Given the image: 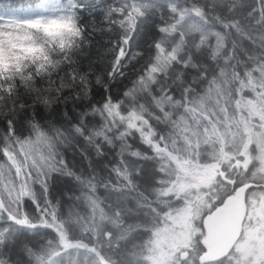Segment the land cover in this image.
I'll return each instance as SVG.
<instances>
[{
    "label": "trees",
    "instance_id": "16d2710c",
    "mask_svg": "<svg viewBox=\"0 0 264 264\" xmlns=\"http://www.w3.org/2000/svg\"><path fill=\"white\" fill-rule=\"evenodd\" d=\"M48 12L72 47L0 77V264H148L184 201L172 181L217 162L179 259L206 264L203 213L241 181L264 190V0H0V17Z\"/></svg>",
    "mask_w": 264,
    "mask_h": 264
},
{
    "label": "rangeland",
    "instance_id": "374dc122",
    "mask_svg": "<svg viewBox=\"0 0 264 264\" xmlns=\"http://www.w3.org/2000/svg\"><path fill=\"white\" fill-rule=\"evenodd\" d=\"M60 18V14L48 12L33 15L27 19L3 16L0 17V22L4 24L9 21L14 22L13 26L5 28V31L11 32L13 34L11 39L17 43H38L40 39L44 38L43 30L33 29L23 22L29 20H56ZM17 32L19 36L16 35ZM25 36L28 39H23ZM5 59V56L0 55V64H3ZM29 61L21 59L19 63L22 66ZM246 136L247 141L252 137L251 135L249 137V134ZM263 140V134L257 135V141L261 147L259 168L262 172H264ZM242 155L241 161H239L240 159L234 161L235 166L247 165L250 155L248 157L244 151H242ZM184 163L188 162L184 161ZM187 167L190 169V174L185 171L187 177L172 181L171 184L175 190H168V193L182 195L184 201L165 212L160 223L153 228L147 245L146 256L148 264H179V259L187 255L188 245L198 231L197 226L193 224V220L198 215L199 210L209 206L208 198L205 197V194L200 193V190L213 180L215 172L218 171L217 162L202 165L189 164ZM192 169H195L194 178L192 177ZM230 197L235 201L239 200V195L236 191H233ZM246 200L247 213L243 229L229 256L235 260L236 264H264V190L259 189L252 192L251 189L247 192ZM206 264L209 263L207 262Z\"/></svg>",
    "mask_w": 264,
    "mask_h": 264
},
{
    "label": "snow or ice",
    "instance_id": "6c2138e0",
    "mask_svg": "<svg viewBox=\"0 0 264 264\" xmlns=\"http://www.w3.org/2000/svg\"><path fill=\"white\" fill-rule=\"evenodd\" d=\"M49 9H45L48 11ZM58 9H52V11H57ZM13 21L7 22L4 24L0 22V55L6 57L3 64H0V77L19 74L22 71L21 64L19 61L30 60L34 65L37 71L43 70L45 68V63L52 64V61L49 58V53L55 49L59 48L64 50L65 47H72V37L79 35L78 31L72 30V25L70 21L61 17L56 20H29L24 21L23 23L33 29H42L44 38L40 43H17L11 39L13 35L11 32H6L5 28H11L13 26ZM66 28L67 31H59V29ZM55 29V30H54ZM19 36V33H16ZM23 39H28V37H23ZM158 47V45H157ZM37 61H41L37 63ZM3 85L0 84V87ZM11 87V85H9ZM107 107V105H105ZM235 184V182H233ZM243 183V181H241ZM255 186H249L251 190ZM236 188L234 187L233 191ZM27 195V193H25ZM231 197H228L230 199ZM224 204H227V200L224 201ZM26 222V221H22Z\"/></svg>",
    "mask_w": 264,
    "mask_h": 264
},
{
    "label": "water",
    "instance_id": "95a60500",
    "mask_svg": "<svg viewBox=\"0 0 264 264\" xmlns=\"http://www.w3.org/2000/svg\"><path fill=\"white\" fill-rule=\"evenodd\" d=\"M254 181H245L236 186L239 200L227 199V204L215 207L201 216L205 235L201 239L205 249L198 254V261L205 263L227 255L239 238L247 211L246 190ZM183 256V254H182Z\"/></svg>",
    "mask_w": 264,
    "mask_h": 264
},
{
    "label": "flooded vegetation",
    "instance_id": "af4514ba",
    "mask_svg": "<svg viewBox=\"0 0 264 264\" xmlns=\"http://www.w3.org/2000/svg\"><path fill=\"white\" fill-rule=\"evenodd\" d=\"M251 181H253V180H251ZM255 182V184L254 185H252V186H256V185H258V183L256 182V181H254ZM239 185V184H238ZM237 186V185H236ZM236 186H235V188H236ZM249 188V187H248ZM247 188V189H248ZM231 195V194H230ZM230 195H228L227 197H225L224 199H223V201L220 203V204H218V205H221V204H224V201L225 200H227L228 199V197H230ZM232 198V197H231ZM233 199V198H232ZM246 199H247V190H246ZM235 201V200H234ZM246 204H247V200H246ZM218 205H216V206H214L211 210H209V211H206V212H211L215 207H217ZM205 212V213H206ZM246 213H247V211H246ZM204 214V213H203ZM245 217H246V214H245ZM245 217H244V219H245ZM201 223V222H200ZM243 223H244V220H243ZM243 223H242V229H243ZM201 226H202V224H201ZM202 228H203V226H202ZM241 232H242V230H241ZM204 235H205V230H204V228H203V235H202V238L204 237ZM201 238V239H202ZM238 240V239H237ZM236 240V241H237ZM204 246V245H203ZM204 249H205V247H204ZM233 249V248H232ZM232 250H230V252H231ZM230 252L227 254V255H225L224 257H226V256H228L229 254H230ZM224 257H221V258H219V259H217V260H220V259H222V258H224ZM214 261H216V260H214ZM209 262H213V261H209Z\"/></svg>",
    "mask_w": 264,
    "mask_h": 264
}]
</instances>
